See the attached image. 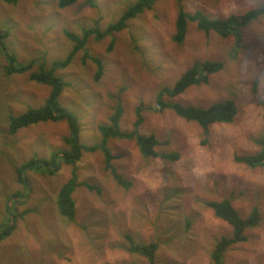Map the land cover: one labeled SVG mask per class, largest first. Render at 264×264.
Masks as SVG:
<instances>
[{
    "label": "rangeland",
    "instance_id": "obj_1",
    "mask_svg": "<svg viewBox=\"0 0 264 264\" xmlns=\"http://www.w3.org/2000/svg\"><path fill=\"white\" fill-rule=\"evenodd\" d=\"M93 1L94 7L78 1L64 9L58 0L0 1L8 50L19 64L42 55L46 65L64 60L74 46L65 30L80 35L98 20L105 30L136 0ZM261 7L264 0H182L185 12L222 20ZM178 8L175 0H160L124 30L89 39L86 50L103 64L99 79L97 65L84 60L83 52L55 72L68 84L59 103L77 120L81 144L100 141L97 127L108 123L118 103L123 106L121 130L130 132L136 107L154 105L160 89L171 87L196 61H220L224 68L207 84L164 100L203 109L234 100L237 114L230 123L211 125L206 134L171 109L143 112L139 132L168 142L155 147L159 155L175 152L179 158L144 159L134 140H109L113 165L131 185L124 189L104 170L101 152L84 154L78 181L100 194L84 186L75 190L73 222L58 214L56 203L70 167L62 165L53 176L37 169L28 172L24 184L17 180L16 170L32 158L48 159L66 149L63 137L69 130L65 121H47L8 134L9 118L43 105L51 87L30 80L28 73L8 76L0 52V233L13 226L0 242V264H150L127 251L125 234L139 244L158 243L154 264H213L214 245L232 229L205 203L223 199L232 200L242 218L254 207L261 214L260 223L246 229L247 240L228 249L224 264H264V167L252 170L234 160L259 152L255 140L264 138V13L242 30L234 54L233 36L207 34L194 23H188L182 45L173 43ZM16 192L22 195L18 199L12 198Z\"/></svg>",
    "mask_w": 264,
    "mask_h": 264
},
{
    "label": "trees",
    "instance_id": "obj_2",
    "mask_svg": "<svg viewBox=\"0 0 264 264\" xmlns=\"http://www.w3.org/2000/svg\"><path fill=\"white\" fill-rule=\"evenodd\" d=\"M0 1L9 5H16L18 2V0ZM78 1H83L91 7L95 6L93 0H58L57 6L60 9H64L74 5ZM158 1L160 0H136L124 10L115 22L108 24L105 30H101L99 20L94 22L93 27L82 29L80 35L65 30L63 32L65 37L72 41L74 46L64 60L53 61L50 65H46L43 55L30 60L26 64H19L16 56L6 46L9 32L0 26V52L6 61L5 73L8 76L28 73L30 74V80L51 87L48 98L43 105L37 108H29L21 115L9 118L8 134L14 136L20 129L47 121H65L69 130L68 135L63 137L66 149L52 152L48 159L32 158L16 170L17 180L24 184L28 179L26 176L28 172L36 171L37 169H41L43 171L42 174L53 176L60 170L62 165L70 167L71 177L60 187L56 201L58 214L69 222L75 221L76 206L73 200V193L78 187L84 186L89 191H95L97 194H100L98 188L78 181L77 165L84 154L101 152L104 157V170L109 172L114 181L124 189H129L131 185L121 177L113 165L115 157L108 147L109 140H134L140 155L144 159L160 157L165 161L174 162L179 158V154L175 152L159 155L155 151V147L167 145L168 142L161 143L155 136H144L139 132L144 122L143 112L148 111L153 114H161L164 110L171 109L178 117L186 121L195 122L206 134L211 125L215 123H230L237 114L234 100L219 102L205 109L194 106H183L176 102L164 100L165 98L172 99L178 97L189 87L207 84L209 76L219 73L224 68L223 62L220 61H196L171 87L160 89L154 105H140L136 107V120L130 132L121 130L120 122L123 116V106L118 103L108 119V123L97 127L101 135L100 141L93 145L81 144L79 139L80 126L77 120L59 103V97L68 84L55 76V72L65 69L79 52H83L84 60L89 59L97 65L98 70L95 78L96 80L99 79L103 74V64L99 59L89 55V52L86 50L89 39L99 41L106 36H111L124 30L130 20L135 19L144 11L151 10L153 5ZM176 2L179 4V8L175 19V33L172 37L173 43L182 45L187 35L188 23H194L196 28L201 32L207 34L212 32L222 38L233 36L235 40L234 54L241 47L242 30L264 13V7H261L240 16H229L225 20L211 19L201 12L189 14L183 10L182 0H176ZM256 84L257 81H254L253 92H255ZM255 142L260 146V151L253 155L235 156L234 160L236 163L252 170L264 167V138L256 139ZM21 196L20 193L16 192L12 198L18 199ZM26 197H28V194ZM205 206L213 212L215 218L224 221L232 229L231 235L221 237L210 253V259L213 264H224V256L228 249L235 244L247 240L245 236L246 229L256 227L260 223L261 214L258 208L254 207L247 218H242L233 207L232 200L230 199L206 202ZM12 230L13 226L4 228L0 233V242L8 237ZM124 239L129 253L143 257L150 264H154L156 252L158 251L157 242L139 244L128 234L124 235Z\"/></svg>",
    "mask_w": 264,
    "mask_h": 264
},
{
    "label": "clouds",
    "instance_id": "obj_3",
    "mask_svg": "<svg viewBox=\"0 0 264 264\" xmlns=\"http://www.w3.org/2000/svg\"><path fill=\"white\" fill-rule=\"evenodd\" d=\"M176 1V0H175Z\"/></svg>",
    "mask_w": 264,
    "mask_h": 264
}]
</instances>
